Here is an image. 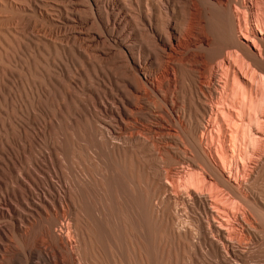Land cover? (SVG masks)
Returning a JSON list of instances; mask_svg holds the SVG:
<instances>
[{
  "label": "bare ground",
  "instance_id": "1",
  "mask_svg": "<svg viewBox=\"0 0 264 264\" xmlns=\"http://www.w3.org/2000/svg\"><path fill=\"white\" fill-rule=\"evenodd\" d=\"M135 1L134 13L116 6L122 0H69L78 19L98 25L92 42L108 44L96 53L107 60V87L91 92L103 116L94 141L108 154L79 165L69 134L73 175L61 195L48 185L56 197L38 168H13L16 188L0 183V264H92L112 247L124 264H161L162 234L190 232L176 226L178 206L198 213L196 247L222 264L264 235V0ZM26 149L30 162L29 141ZM160 161L168 167L151 171Z\"/></svg>",
  "mask_w": 264,
  "mask_h": 264
},
{
  "label": "rangeland",
  "instance_id": "2",
  "mask_svg": "<svg viewBox=\"0 0 264 264\" xmlns=\"http://www.w3.org/2000/svg\"><path fill=\"white\" fill-rule=\"evenodd\" d=\"M122 1L123 4L117 2L116 6L121 4L127 10L138 12L136 4L130 6L131 0ZM71 6L73 4L69 0L66 3L64 0H0V183L4 189L16 188L12 178L14 167L28 166L42 172L37 182L49 193L56 197L57 193L48 189V185L54 184L59 187L61 195L64 180L73 175L70 157L64 151L69 134L76 151L72 160H78L79 165L85 162L90 165L93 157L98 161V153L102 157L108 154L107 149L100 152L94 141L103 116L93 109L91 103V92L97 89L105 92L107 87L104 77L107 60L104 55L96 53H104L108 44L97 46L92 42L98 25L92 23L90 15L80 14L78 19ZM28 141L32 146L33 159L30 162L25 160L30 158L26 149ZM137 153L141 163L149 160L146 151ZM168 163L179 166L174 158ZM168 163L160 161L158 166H149L151 171H163ZM181 193L185 194V191ZM168 194L165 192L160 198H154L153 203L160 206V199ZM173 213L177 218L176 226L179 229L187 226L190 232L162 234L159 245L161 264H222L207 246L196 247L197 223L192 217L198 218V213L186 212L181 206ZM2 221L4 224L1 225ZM3 225L5 219L0 218V228ZM58 227L55 226L56 229ZM11 239L10 254L15 252L20 236L14 234ZM258 246L264 247V235L249 251L241 253V260H228L227 264H264V256L251 255ZM39 253L55 260L48 247L42 246ZM92 264L124 262L112 247L99 250L92 258Z\"/></svg>",
  "mask_w": 264,
  "mask_h": 264
}]
</instances>
